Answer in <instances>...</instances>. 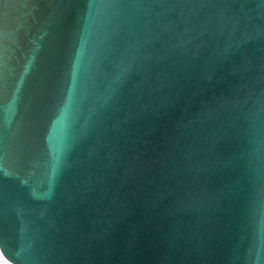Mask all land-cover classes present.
I'll return each instance as SVG.
<instances>
[{
	"label": "water",
	"instance_id": "water-1",
	"mask_svg": "<svg viewBox=\"0 0 264 264\" xmlns=\"http://www.w3.org/2000/svg\"><path fill=\"white\" fill-rule=\"evenodd\" d=\"M0 250L264 264V0H0Z\"/></svg>",
	"mask_w": 264,
	"mask_h": 264
},
{
	"label": "bare ground",
	"instance_id": "bare-ground-1",
	"mask_svg": "<svg viewBox=\"0 0 264 264\" xmlns=\"http://www.w3.org/2000/svg\"><path fill=\"white\" fill-rule=\"evenodd\" d=\"M0 264H13L11 261H9L1 252L0 250Z\"/></svg>",
	"mask_w": 264,
	"mask_h": 264
}]
</instances>
